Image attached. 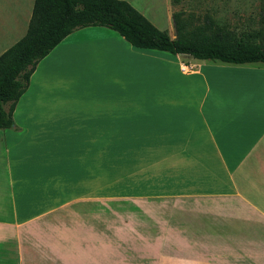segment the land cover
Here are the masks:
<instances>
[{"label":"crops","instance_id":"obj_1","mask_svg":"<svg viewBox=\"0 0 264 264\" xmlns=\"http://www.w3.org/2000/svg\"><path fill=\"white\" fill-rule=\"evenodd\" d=\"M34 4L0 0V56ZM101 28L74 31L37 65L0 130V264H264V65L180 61L206 90L178 104L157 75L164 62L176 73L175 59L117 32L93 38ZM97 55L112 101L95 110L102 123ZM95 143L123 149L110 196H93Z\"/></svg>","mask_w":264,"mask_h":264},{"label":"trees","instance_id":"obj_2","mask_svg":"<svg viewBox=\"0 0 264 264\" xmlns=\"http://www.w3.org/2000/svg\"><path fill=\"white\" fill-rule=\"evenodd\" d=\"M261 10L264 19V0ZM172 19L175 38L125 0H35L26 35L0 56V130L13 126L15 107L37 65L78 29L106 27L135 48L198 61L264 64V31L238 35L209 13L199 20L180 11Z\"/></svg>","mask_w":264,"mask_h":264},{"label":"rangeland","instance_id":"obj_3","mask_svg":"<svg viewBox=\"0 0 264 264\" xmlns=\"http://www.w3.org/2000/svg\"><path fill=\"white\" fill-rule=\"evenodd\" d=\"M131 2L139 12L144 14L147 12V17L156 27L161 30H170L169 35L175 38V29L173 25L172 15L174 12L186 11L196 15L201 20L204 15L210 14L221 25H224L232 29L238 35H247L249 33H257L264 31V19L262 14L263 0H125ZM151 5V13H150ZM149 15V16H148ZM103 30L97 35H93V38L104 37H120L118 34L109 29L101 28ZM261 42L260 38L255 40ZM264 42V41H263ZM163 58L175 59L178 63L176 73L174 72V64H167L166 62L159 65V71L157 75L160 77V82L163 84L169 83L168 87L173 90V100H179L178 104L182 103V100L188 99V102L194 106L202 103L204 93L206 90L205 83L200 78H186L183 77L180 72V61L186 64V71L196 70L194 65L198 60L185 58L182 56H173L169 53L157 52ZM97 60H94L93 66V122L102 123L106 122L105 107L111 106L112 101L108 99V87L106 85V66L104 61H100V55H97ZM199 63H205L208 65L213 64V61H199ZM215 64H222L221 62H214ZM192 64V65H191ZM264 64H256L255 67H263ZM172 68L171 75L169 74L167 67ZM169 74V77H168ZM166 86V85H163ZM191 89V90H189ZM177 90V93H176ZM213 92L211 96L213 97ZM210 99V98H209ZM108 102H110L108 104ZM175 104V103H174ZM96 109L102 110V115L96 114ZM113 134H116L113 132ZM118 134V133H117ZM94 135H103L97 134ZM116 136V135H112ZM118 147V148H117ZM132 145H127L126 149L131 150ZM123 149L118 145H106L104 143L93 144V196H110V193H114L113 189H120V184L123 177ZM130 163L136 167L137 158L126 159V168L129 169ZM125 172V171H124ZM108 190V191H106ZM110 190V191H109Z\"/></svg>","mask_w":264,"mask_h":264}]
</instances>
